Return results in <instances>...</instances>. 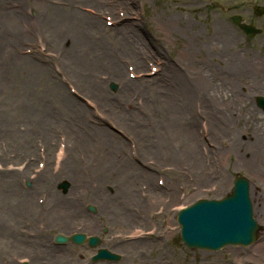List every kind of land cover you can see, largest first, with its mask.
Returning <instances> with one entry per match:
<instances>
[{
	"label": "rangeland",
	"instance_id": "1",
	"mask_svg": "<svg viewBox=\"0 0 264 264\" xmlns=\"http://www.w3.org/2000/svg\"><path fill=\"white\" fill-rule=\"evenodd\" d=\"M202 1L148 0L140 8L132 9L138 14L134 16L131 12L130 17L137 18L144 31L156 38L157 32L161 37L164 35L158 28L161 19L174 15L181 17L180 24L174 22L178 29L166 37L170 45L158 48L162 53L161 62L163 59L168 63L169 60H176L182 44L190 42L202 46L197 57V62H200L197 69L204 62L205 68L217 67L215 71H220L221 67L226 68L222 61L227 60L228 71L233 76L216 75L225 79L222 87L226 88L223 90H231L228 94L231 96L225 98L224 103L219 101L226 106L218 103L221 109L228 111L225 114L228 120H219V123L215 122L218 119L201 114L204 108L201 93L195 98L191 96V101L185 104L183 98L181 101V98L178 99L180 102L172 100L171 106L176 108L171 116L165 114L168 109L160 107L156 111H161L163 119L156 121L152 128L124 118L132 109L135 114V107L143 104L141 100L133 103L134 96L128 105L117 101L116 96H124L118 84L103 77L107 71L105 58L101 56L102 61H88L79 58L72 47L74 41L83 37L81 28L76 25H80L78 20H84L79 15L72 20L71 16L76 14L72 10L75 8L95 15L85 10H91L86 2H81V7L72 8V3L67 0H0V264H52L55 254L62 256L58 264H157V261L163 264H264V203L261 202L264 193L261 195L256 189L257 185L261 189L264 184V115L254 102L257 96H264V52L235 41L225 47L222 26L227 28L233 39L237 35L226 23H216L222 15L219 17L211 13L207 9L209 6L206 7ZM94 3L100 5L94 8L98 12L97 24L108 31L101 32V40L92 38L93 44L87 47V51L99 54L108 49L115 54L116 48L120 50V55L131 56L122 50L125 44L113 31L116 25L113 24V15L102 2ZM179 29L178 34L190 39V42L178 39L180 44L174 47V32ZM191 33L198 34L193 41ZM104 39H110L109 43ZM148 63L150 68L145 72L152 79L160 64ZM122 64L125 75L136 80L133 66L128 62ZM66 69L72 70L75 77L78 74L101 75L103 89L99 90V94H94L92 90L89 94L84 88H76L77 81L69 78ZM217 80L211 79V83L217 86ZM157 82L158 87L154 86L157 90L169 92L172 89L166 83ZM85 84L90 89L89 82ZM112 86H116L115 89ZM209 90L211 92L212 89ZM61 93L71 95L78 103L74 114L63 105ZM242 104L246 105L245 109ZM36 118L38 122L34 120ZM151 118L154 120L157 117L153 114ZM158 132L163 135V151L167 152L168 148L170 157L157 154L140 157L134 146L136 144L130 138L137 136L150 145L154 137L152 134ZM180 133L195 135L199 143L197 150L194 148L196 153L182 150ZM69 140L70 145L75 140H82L94 149L98 160L89 169L95 171L99 168V172L106 174H102L97 181L100 195L107 194L111 199H118L111 204L118 211H124L126 207L123 200L120 201L119 191L116 189L115 192L114 188L123 187V180H128L127 171L143 174V178L135 175L143 198L147 188L148 192L151 188L150 184L147 186L146 179L160 188L164 185V178L167 179L173 186L170 193L162 192L157 203L148 208V213L157 216L136 213L141 219L134 217V221L129 223L124 211L120 217L123 222L115 221L109 211L87 199L75 208L83 214L82 218H92L95 226L63 232L46 220L43 211L33 217L28 215L23 201L29 199L39 207L44 206L46 189L65 196L59 185L69 175ZM79 147L74 149L76 156L82 152ZM120 148V159L124 163H118L115 157ZM250 166L260 175L259 178L256 176V186L249 173L251 171H248ZM237 176L244 177L249 183L252 215L258 226L255 243L246 247L225 246L218 251L186 248L179 235L178 212L198 200L226 197L231 193L233 179ZM143 186L146 187L141 190ZM92 203L96 213L95 210H87ZM72 231L100 238L99 248L116 255L118 260L91 262L96 248H90L85 243L76 245L68 242L62 246L54 243L56 235L68 236Z\"/></svg>",
	"mask_w": 264,
	"mask_h": 264
},
{
	"label": "bare ground",
	"instance_id": "2",
	"mask_svg": "<svg viewBox=\"0 0 264 264\" xmlns=\"http://www.w3.org/2000/svg\"><path fill=\"white\" fill-rule=\"evenodd\" d=\"M94 1L96 3L102 2V4H104L107 8L106 10H109L110 11L109 13L113 15V20H114L113 24H116L115 25L116 27L115 26L113 27L114 29L113 31L115 32L116 35L119 36L118 39L123 41L125 44L124 45L125 49L122 48V50L129 52L131 56L120 55L119 54L120 50L116 48H115L116 51L115 54L114 52L108 49L101 51V53L99 54L95 52L90 53L87 51V47L93 44L91 43L92 38L95 37V40H101L103 38L101 32L107 33L108 31L107 29L101 27L100 24H97L98 18L96 14L98 12L96 13V11H94V8L96 7L99 8L100 5L95 4ZM147 1L148 0H141V1L139 0H67V2L72 3V8H74V6L81 7L82 6L81 2L84 3L86 2L85 4H87V6L91 10H89L88 8H85V10H88L90 13L95 14V15L86 14L87 12L84 13L79 10H76L75 8L74 10H72L76 13L71 16L72 20L76 18L75 17L76 15L81 16L82 19L84 17L83 22L78 20L80 25L79 24L76 25V27L81 28V33L83 37L79 39V41L77 42L74 41L72 45V47L75 48L79 58L82 57L85 60L93 61V62L99 61L101 59V56L105 58L104 62H105V66H107V71L105 72V75H103V77H106L108 81H112L118 84L120 87L119 91L122 92L124 96V97L116 96L117 101L120 102L122 105H124L125 103L128 105L129 103H132V97L134 96L135 100H133V103L137 104V102L141 100L143 104V106L141 107L133 106L136 108L135 114L133 113V109H132L129 114H125L126 116H124V118L129 119V121L134 122L138 125L148 124L153 128L154 125H156L155 124L156 121L161 122V120L163 119L162 114L160 113L161 111L159 112L156 111L160 109V107H162L163 109H168L165 110L166 111L165 114L171 116L173 112L172 110L176 108L171 106V102L172 103L174 102L172 100L175 99V101L180 102L183 98L185 104V102L191 101V96L195 98V95L199 96L201 95V93L203 94L201 99L204 102L203 105L204 108L202 109L201 114H208L209 116L218 119L215 122H219V120L227 121L228 119L225 114L228 113V111H226L225 108L222 109L220 108L219 101L224 103L223 101L227 100L225 98L231 96L228 95L231 93V90L230 89L223 90L224 88H226V87H222V84L224 83L225 79H222L220 75L219 76L216 75V74H226V77L233 76V74H231L230 71H228L227 60L222 61L225 64L226 68L223 69V67H221L222 69L220 68V71H215L217 67H215V69L214 68L211 69V66L210 69L208 67L205 68L204 62H202L203 66H200V69H197V65L200 64V62L199 63L197 62V57L201 52L202 46H197V43L190 42V39H187L184 36H183L184 38L181 37L178 34L180 32L179 29V31L177 30L176 32H174L176 40H174L172 46L176 47L177 45L180 44L178 39L181 40L185 39L187 40V42L190 43L182 44V47L180 48L181 50L178 52L179 57L176 60L174 61L169 60L170 63H168V61H165L163 59V61L161 62L160 58H162V53L158 48L162 49V47H166L170 45V42L168 41L169 38L168 40H166L167 39L166 37H170V33H172L174 29H178L177 27H175V24L177 22L180 24L181 17L179 15L178 16L174 15L172 17L169 16L161 19L162 21L161 24H158V28L162 29L159 31H161L164 35L163 37H161V35H159V33L157 32L156 35L157 38H156L155 35L153 36L152 34H148L146 31H144V28H142L138 24L137 18L133 19V17H130L131 12L134 16L138 14V11L135 10V12H133L132 9L134 10L136 7L140 8V6L142 4L147 3ZM77 2L79 3L77 4ZM103 7L104 6H101L100 8ZM96 10L99 11V9ZM115 14H118V16H115ZM221 33L223 36L222 38L224 40V45H226L225 47H229L231 43L229 34L225 30L222 31ZM110 34H112V32ZM196 37H198V34L191 33L192 41L196 39ZM104 41L106 43H109L110 39H104ZM59 44L62 45L61 42ZM203 50H205L204 47ZM102 60L103 59H101V61ZM152 61L155 63L159 62L160 66L159 69H157V72L155 73L154 77H152L151 79L148 78L149 76L146 75L145 71L147 68H150L148 62H152ZM122 62H128L129 65L133 66L136 72V78H135L136 80H131L125 75L122 68L123 67ZM25 63L28 62L25 61ZM95 70H97V67ZM66 71L70 79L77 81L76 88H84L86 93L90 94L92 90L94 91V94H99V90L103 89L101 75L78 74L77 77H75L71 73L72 70L68 71L66 69ZM150 71H152V69H150ZM241 76L243 77V79L245 78V76L243 75ZM211 79H216V80L218 79L217 80L218 85L215 86L213 83H211ZM86 81L89 82L90 89L86 87L85 84ZM157 81H159L161 84L166 83L172 86V89H170L169 92H163V90H157V88H154V86L158 87ZM227 81L231 82L230 79H227ZM209 89H212L211 92ZM60 95L62 96L61 100L64 101L63 105L74 114L75 113L74 111H76V104L78 105V103H76L75 100L71 98V95L69 94L61 93ZM171 96H174L175 98ZM179 98H181L180 101L178 100ZM220 105L226 106L225 104H220ZM242 106L243 109L246 108L245 104H242ZM206 107H208V109ZM153 110H155L156 112H153ZM137 112H139L138 115ZM153 114L156 115L157 117L154 120L151 118ZM188 115L192 116V114L189 112ZM34 120L38 122L37 118ZM24 128L25 130L28 129L27 126H25ZM152 136L154 137L150 145H146L145 142H143V140H140L139 137L137 138V136L130 138L131 139L130 141L136 144L134 146L137 148V152L139 153V156L143 157L145 156V154H151V155L157 154L158 156L166 155L170 157V152L168 148H166V150H168L167 152L163 151L164 150V144L162 143L163 135L158 132L157 134L153 133ZM179 137H180V146L182 147V150L184 149L186 153L190 151L196 153L195 150H197V146L199 145V143L195 135L193 136L192 133H190V135L188 136L186 133L185 134L180 133ZM70 141L71 140L67 142L68 146L70 145ZM75 141L76 142L71 143L70 145L71 148L70 151L71 156L69 157L70 166H68V170H67L69 172V175L66 177V179L61 180L62 183L68 184L65 191L61 190L63 194L65 193V196L62 197V195H59L56 192L51 193L49 189H46L45 192L47 193V200L45 199L44 206L39 207L36 204V202H33L32 200L28 201L29 199L23 201L25 205V211L28 213V215L32 214L31 217H33L35 213L40 214L43 211L44 215L46 216V220L53 223L54 226L59 227L63 232H65V230L68 231H70L71 229L74 230V228L89 229L95 226L94 220L92 218L90 217L82 218L83 214L81 215L80 211H78L75 208L77 204H83L84 201L87 199L97 204V206L103 209L104 211H109L112 215L111 217H115V221L121 220V222H123V220L120 217L122 216V213L124 211H126L125 214L126 221H128L129 223L134 221V217L140 218L139 214L136 213L147 214L153 217L157 216V214L151 215L150 212L148 213V208L149 206H152L153 204L157 203V200L159 199L162 192L165 193L167 191V193L168 192L170 193L173 186L171 185V183H168L167 179L164 178V182H163L164 185L162 188H160L156 186L154 187L152 181L150 179L147 180L145 178L147 181V186L150 184L151 188L149 189V192L147 188L145 198H143L142 194L140 193L141 191L139 192V187L137 186V183L135 181L137 177L143 178L142 176L143 174L141 173L133 174L132 170L127 171L126 173H128V180H123V187L114 188L115 192H117V190L119 191L117 193L121 198V200L120 199L119 200L120 201L123 200L122 202L125 204L126 207L124 211H118L115 209L114 205H111V204H115L116 201H118V199H111L107 197L108 196L107 194H104L103 196L100 195L101 191L98 188L97 181L98 178L102 176V174L104 176H106V174L99 172L101 171L99 168H97L95 171H91V168L89 169L91 165L97 162L98 155L94 154L95 153L93 151L94 149H92L90 145L83 143L82 140L81 141L75 140ZM78 146H80L78 150L80 149L82 150V152H78V155L76 156V151H74V149ZM120 151H122L121 148L117 150L115 154L118 163L122 162L119 155ZM248 171H251L249 173H251L252 175L251 177L254 181V185L256 186L257 185L256 176L259 178L260 176L258 175L259 172L254 171V168L251 166L248 169ZM135 175H137V177ZM157 181H158V177L156 178V182ZM159 183L160 182L158 181V184ZM145 187L144 186L141 187V190ZM256 187H257L256 189H258L262 195L264 193L262 191L264 189V184L262 185L263 188L261 189L258 188L260 187L259 185H257ZM136 188H137V192H136ZM262 196L264 197V195ZM261 202L264 203V198L262 197H261ZM94 203L90 205L94 207L95 205ZM107 206H109V210L107 209ZM128 208L131 210V213L128 210ZM164 212L166 213V211ZM164 212L162 214H164ZM60 258H62L60 254H55V256L52 259V264H58ZM157 264H163V262L157 261Z\"/></svg>",
	"mask_w": 264,
	"mask_h": 264
},
{
	"label": "water",
	"instance_id": "3",
	"mask_svg": "<svg viewBox=\"0 0 264 264\" xmlns=\"http://www.w3.org/2000/svg\"><path fill=\"white\" fill-rule=\"evenodd\" d=\"M257 105L264 111V99H257ZM61 187L65 189L66 186ZM177 221L181 226V239L190 249L217 251L228 245L245 247L252 244L258 226L252 217L248 181L243 177L235 178L230 195L218 201H197L181 210ZM70 240L80 244L84 236L76 234L71 236ZM55 241L63 244L67 239L59 235ZM97 243L96 238L92 237L88 240L90 246H96ZM94 259L114 261L118 257L100 250Z\"/></svg>",
	"mask_w": 264,
	"mask_h": 264
},
{
	"label": "flooded vegetation",
	"instance_id": "4",
	"mask_svg": "<svg viewBox=\"0 0 264 264\" xmlns=\"http://www.w3.org/2000/svg\"><path fill=\"white\" fill-rule=\"evenodd\" d=\"M202 3L209 6L207 9L211 13L219 17L222 15L216 23H226L237 35L233 39L227 28L222 26V30L229 34L230 42L235 41L244 47L259 49V52L262 49L264 52V0H204Z\"/></svg>",
	"mask_w": 264,
	"mask_h": 264
}]
</instances>
